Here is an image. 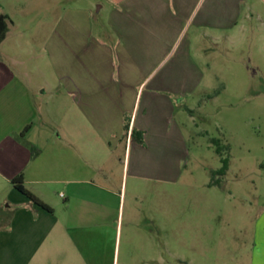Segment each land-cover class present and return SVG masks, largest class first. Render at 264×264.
Returning <instances> with one entry per match:
<instances>
[{"label": "crops", "instance_id": "1", "mask_svg": "<svg viewBox=\"0 0 264 264\" xmlns=\"http://www.w3.org/2000/svg\"><path fill=\"white\" fill-rule=\"evenodd\" d=\"M240 1L230 0L226 14L223 2L213 1L201 28L223 31L225 17L238 18ZM117 3L111 43L71 22L67 30L56 28L46 48L53 80L38 90L10 66L0 68V264H113L128 178L160 180V144L181 132L169 73L198 67L188 48L162 77L150 80L146 71L154 52L175 46L173 34L160 31L166 12L181 25L185 0ZM134 8L135 31L128 25ZM133 131L143 134L145 146L130 139ZM20 174L52 212L13 186ZM251 263L264 264V225Z\"/></svg>", "mask_w": 264, "mask_h": 264}, {"label": "rangeland", "instance_id": "2", "mask_svg": "<svg viewBox=\"0 0 264 264\" xmlns=\"http://www.w3.org/2000/svg\"><path fill=\"white\" fill-rule=\"evenodd\" d=\"M213 1L185 0L179 27L164 14L160 32L173 34L175 46L154 52L146 74L150 80L162 77L169 66L180 65L188 48L198 68L169 73L181 132L160 144L158 183L128 178L113 264H252L253 244L264 225V0H239L238 18L225 17L223 31L200 26ZM220 1L221 12L232 10L226 6L230 0ZM117 2L0 0L6 26L0 68L10 66L38 90L53 80L46 48L56 28L67 30L71 22L111 43L118 29ZM134 14L128 22L133 31L135 8ZM130 139L145 146L143 138ZM222 159H228L229 170L212 186Z\"/></svg>", "mask_w": 264, "mask_h": 264}, {"label": "trees", "instance_id": "3", "mask_svg": "<svg viewBox=\"0 0 264 264\" xmlns=\"http://www.w3.org/2000/svg\"><path fill=\"white\" fill-rule=\"evenodd\" d=\"M4 18L0 17V22H1V29L0 31H2V36H0V40L3 39V33L4 30L6 29L5 26V22L3 20ZM127 130H128V125L126 126ZM133 136L138 137V141L142 142V133L141 132H136L134 131ZM32 151V157L35 158L37 156V153L35 152L34 148H31ZM217 154L221 155V151L220 149H217ZM229 170V161L228 159H222V167L218 170V171H214L212 172V177H213V181L210 185L212 186H216V185H220V181L219 180H214L215 177L220 176L223 177L226 175L227 171ZM12 184L13 186L22 194H24L33 204L52 212V209L47 206L46 204H44L42 201H40L35 195H33L31 192H29L27 189H25L24 185V174H20L17 177H15L12 180Z\"/></svg>", "mask_w": 264, "mask_h": 264}]
</instances>
